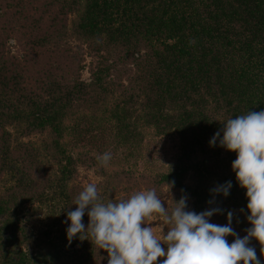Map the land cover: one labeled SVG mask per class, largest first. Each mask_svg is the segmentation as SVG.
I'll return each mask as SVG.
<instances>
[{"label":"trees","instance_id":"1","mask_svg":"<svg viewBox=\"0 0 264 264\" xmlns=\"http://www.w3.org/2000/svg\"><path fill=\"white\" fill-rule=\"evenodd\" d=\"M7 2L15 11L0 14V180L11 181L0 190V264H108V253L90 240L67 238V213L82 191L72 182L78 165L99 164L101 152L112 154L103 174L131 177L125 165L148 131L178 138L173 160L151 167L149 190L163 197L167 187L172 208L182 196L197 214L220 208L211 223L226 225L228 212L240 209L250 224L246 189L232 169L237 154L210 141L228 119L264 110V0ZM55 11L75 15L67 23ZM25 25L36 57L23 61L7 34ZM71 37L87 43V63L85 52L67 45ZM120 63L135 65L123 89ZM87 65L89 80L81 72ZM32 67L36 76L26 73ZM229 181L227 197L213 193ZM44 197L58 220L29 235L24 216Z\"/></svg>","mask_w":264,"mask_h":264},{"label":"clouds","instance_id":"2","mask_svg":"<svg viewBox=\"0 0 264 264\" xmlns=\"http://www.w3.org/2000/svg\"><path fill=\"white\" fill-rule=\"evenodd\" d=\"M223 125L210 143L215 146L219 139L221 147L237 154L232 169L240 187L246 189L250 211L247 220L251 224L247 235L240 238L235 233L232 212H228L226 225L211 223L210 218L220 213V208L197 214L186 210L187 198L182 196L169 210L155 189L104 202L97 185L89 183L74 200L78 207L67 213L65 223L71 221L67 228L69 242L77 236L81 241L90 240L108 253V264H157L162 257V264H261L250 241L258 240L264 254V110L249 111ZM111 159L110 152L97 156L104 167ZM231 187L229 181L212 191L227 197ZM86 212L90 220L87 229L82 222ZM154 220H161L168 228L162 237L151 226ZM228 236L235 237L231 244ZM162 244L167 245V250Z\"/></svg>","mask_w":264,"mask_h":264},{"label":"rangeland","instance_id":"3","mask_svg":"<svg viewBox=\"0 0 264 264\" xmlns=\"http://www.w3.org/2000/svg\"><path fill=\"white\" fill-rule=\"evenodd\" d=\"M51 5L53 6V9L51 7V9H49V11L46 13L47 18H49L50 12L52 11L53 14V10L57 9L58 7V4L55 3ZM33 7L37 11L36 16H38V12H40L42 8H39L36 5V3L33 4ZM13 11H15V8H12V6H8L7 0H0V14H7L9 16L10 12ZM54 14H60L59 19L63 22L66 21L67 23H70L71 18L75 15V13L73 12L69 14H62L57 11H55ZM24 21L25 19H23L22 23ZM30 21H32L31 23L36 22L35 19ZM30 34L31 31L29 27H27L26 25L22 26L19 30H11V32L7 34V38H8L7 46L12 50V52L18 54L23 61H25L27 54L36 57V55H33L31 53V48H30L31 45H29ZM67 45L76 51L81 50L82 52H85L86 58L83 62L87 63L91 59V56L86 53L89 47L87 43L83 42L82 39L71 37V41ZM57 62L59 63V61ZM128 64L127 65L123 63L119 64L120 67L119 72L121 73V77L119 78L120 81H118V86L121 84L120 85L121 89L126 88L129 84H131L129 81L131 77L135 74V67H134L135 65L133 63H130L129 65ZM53 69L56 72H58L62 68L55 66ZM81 72L83 78L88 80L90 79L91 73L89 71L88 65L84 69H82ZM26 73L27 74L33 73L35 76L37 75L36 71L33 70V67L29 68V71ZM134 82L137 81H133V83ZM34 136L36 139L41 138V135H34ZM177 148H178V138L176 135L172 133L157 135V134H152L150 131H148L147 134H145L144 136L142 147L138 148V151L137 152L135 151L134 155H130V159H129L130 161L128 162L127 165H125L126 167L130 166V168H132L129 171L132 174L131 177H128L127 173L121 172V175L113 176L111 178L107 174H103V171L101 169L102 166L101 163L94 165L79 164L77 178L72 182L73 186L74 188L77 187V189L79 190L80 189L84 190V188L89 183L96 184L98 188L99 196L104 202L111 201L112 199L113 200L122 199L125 196H126L125 199H127L137 191L149 190L147 188L148 185L147 175L151 170V167L155 165L159 166L162 163H168L169 161L173 160ZM112 152L114 153V159H117L116 154H118L119 152L117 151H112ZM136 158H138L137 162H135ZM8 181L9 180H0V190L5 189V184ZM161 198L164 199L165 208L168 207V209L171 210L172 206H169L171 200V191L167 187H165L164 195ZM52 205L53 202L51 199H48V197H44L43 199H38L34 201V204L31 205V209L29 213H27L24 216V219L26 221L25 225L28 227L29 235H33L34 234L33 232L37 230H41L42 228H46L49 223H55V221L58 220L57 219L58 215L51 211ZM61 213L62 211L60 210V214ZM232 213H233L232 228L234 229L235 233L239 235L240 238H243L245 235H247L246 229L250 228L251 224L247 223L245 226L243 225V222L241 221V218L245 215L243 210L237 209ZM210 220L211 222L215 221L214 218ZM89 222L90 220H87L86 222H84V224H89ZM151 223H152L151 226H153L155 233L158 237H162L164 233L165 234L167 233L168 228L167 226L163 225V222L161 220H154ZM143 226L147 227L149 225H143ZM18 232L20 234L19 236L24 235L20 230ZM229 238L232 239L234 242L235 239L234 236H228L226 239L230 240ZM28 242L30 245L35 247V243H33L32 241H28ZM27 246L28 245H24L25 248ZM79 246H80L79 243H76L74 245H66V246L64 245L63 252L69 255L72 251H74L75 248H79ZM250 246L255 248L257 258L260 260L261 264H264V254L261 253V245L259 241L253 238L250 241ZM31 264H36V263H31ZM54 264H65V263L61 259V260H57ZM92 264H102V263L101 261H97L96 263H92ZM241 264H243V262H241Z\"/></svg>","mask_w":264,"mask_h":264}]
</instances>
